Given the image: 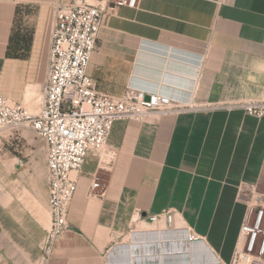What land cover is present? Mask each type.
<instances>
[{"label":"crops","instance_id":"1","mask_svg":"<svg viewBox=\"0 0 264 264\" xmlns=\"http://www.w3.org/2000/svg\"><path fill=\"white\" fill-rule=\"evenodd\" d=\"M59 1L71 0H0V92L31 113L41 107ZM88 73L106 94L132 85L186 109L114 123L107 146L73 174L69 228L47 261V142L27 128L0 136V264L230 262L245 242L241 186L264 197V117L213 106L264 97V0L113 5ZM168 208L174 228L203 240L177 248L180 232L149 222Z\"/></svg>","mask_w":264,"mask_h":264},{"label":"built area","instance_id":"2","mask_svg":"<svg viewBox=\"0 0 264 264\" xmlns=\"http://www.w3.org/2000/svg\"><path fill=\"white\" fill-rule=\"evenodd\" d=\"M139 0L59 1L55 4L46 81L39 111L31 113L21 104L11 102L0 92V136L27 128L35 131L48 145L50 228L43 247V260L53 253L60 236L69 228V210L86 157L93 150L107 146L109 134L118 120H143L152 113L167 114L186 107H175L174 99L162 92H148L129 85L122 96L99 90L88 73L93 52L112 5L136 8ZM149 97V99H148ZM213 107L243 110L264 117V97L220 103ZM95 177L90 194L101 187ZM248 196V210L241 226L245 239L226 264H264V197L253 187L241 186ZM177 211L168 208L148 217L153 224H164L163 231L180 232L173 240L177 248L202 241L192 227L174 228ZM166 229V230H165ZM174 235V234H173ZM177 235V234H176Z\"/></svg>","mask_w":264,"mask_h":264},{"label":"water","instance_id":"3","mask_svg":"<svg viewBox=\"0 0 264 264\" xmlns=\"http://www.w3.org/2000/svg\"><path fill=\"white\" fill-rule=\"evenodd\" d=\"M113 6V5H112ZM148 99H149V97H148Z\"/></svg>","mask_w":264,"mask_h":264}]
</instances>
